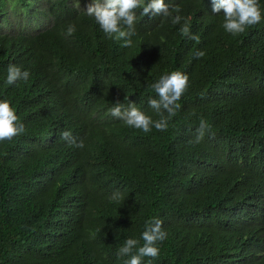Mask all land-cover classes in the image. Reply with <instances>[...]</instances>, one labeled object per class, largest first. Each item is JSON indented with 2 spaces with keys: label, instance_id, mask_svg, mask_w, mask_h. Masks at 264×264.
<instances>
[{
  "label": "trees",
  "instance_id": "obj_1",
  "mask_svg": "<svg viewBox=\"0 0 264 264\" xmlns=\"http://www.w3.org/2000/svg\"><path fill=\"white\" fill-rule=\"evenodd\" d=\"M15 1L43 28L0 31V100L25 126L0 142V264H124L151 218L167 238L142 264H264V19L234 36L212 0H165L180 24L138 9L122 47L72 0ZM10 65L28 80L7 84ZM172 71L189 80L166 131L109 113L131 101L158 120L150 85Z\"/></svg>",
  "mask_w": 264,
  "mask_h": 264
},
{
  "label": "clouds",
  "instance_id": "obj_2",
  "mask_svg": "<svg viewBox=\"0 0 264 264\" xmlns=\"http://www.w3.org/2000/svg\"><path fill=\"white\" fill-rule=\"evenodd\" d=\"M212 11L214 13L223 12V29L232 35L243 33L246 28L259 24L264 19L258 0H212ZM142 9L141 15L155 16L162 15L171 19L172 24H180L182 17L173 12L179 13L180 9L174 7L170 10L165 0H92L87 5L86 14L92 17L99 25L102 31L110 39L116 41L123 40L122 47L132 45L131 36L135 35V21L137 10ZM75 26L69 25L67 35L75 32ZM184 36L198 40V36L190 35V29L187 24L180 28ZM203 51H198L196 57H202ZM30 73L27 70H21L20 67L10 65L7 71L6 83L15 84L18 80L27 81ZM189 77L180 71H172L163 74L159 79L150 85L155 92L156 98H150L149 107L160 117L153 120L151 116L146 115L142 110L135 106V103L129 101L125 108L119 101L109 109V113L129 127H133L143 132H150L152 127L159 131H166L168 121L179 108L177 101L180 100L188 87ZM167 113V115H165ZM19 118L15 110L11 107L8 100H0V142L11 141L14 137L21 135L25 131L23 123H19ZM208 125L205 120H200V126L197 129V136L194 143H199L204 136ZM61 138L75 147H83V142H77L69 131L61 133ZM122 194L117 191L111 195L110 201L119 202ZM167 238L166 231L162 228V221L157 218H151L145 222L144 231L141 233L143 245L137 248L139 241L128 238L122 247L118 250L119 256H128L129 259L124 264H142V257L156 258L159 255L158 242ZM136 249L135 254L133 250Z\"/></svg>",
  "mask_w": 264,
  "mask_h": 264
},
{
  "label": "rangeland",
  "instance_id": "obj_3",
  "mask_svg": "<svg viewBox=\"0 0 264 264\" xmlns=\"http://www.w3.org/2000/svg\"><path fill=\"white\" fill-rule=\"evenodd\" d=\"M38 8L45 7L48 2L51 0H36ZM78 6L87 8V5L92 2V0H72ZM7 7H6V17L10 19L11 25L7 24L3 20H0V31H7L10 30L11 26L15 30H19L21 28H35L40 29L43 28V22L41 18L38 16H32L26 14V9L19 7L14 8L13 4L16 2L15 0H6Z\"/></svg>",
  "mask_w": 264,
  "mask_h": 264
}]
</instances>
